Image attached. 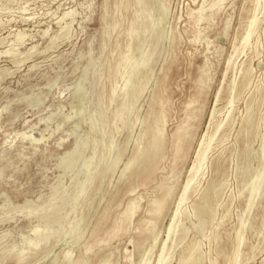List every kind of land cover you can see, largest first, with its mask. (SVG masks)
Instances as JSON below:
<instances>
[{
	"label": "rangeland",
	"instance_id": "rangeland-1",
	"mask_svg": "<svg viewBox=\"0 0 264 264\" xmlns=\"http://www.w3.org/2000/svg\"><path fill=\"white\" fill-rule=\"evenodd\" d=\"M133 1L0 0V264H139L142 259L156 264L203 137L229 115V123L205 155L204 176L181 207L190 215L183 221L190 231L175 241L169 264H179L183 254L189 255L186 248L195 246L202 256L199 264H233L241 218L246 223L238 263L264 264V192L250 216L245 213L247 185L262 171L264 160V1L256 13L258 28L249 47L235 56L256 0H226L215 17L198 27L190 24L189 15L203 0H156V11L161 5L167 8L161 27L153 19L161 45L150 57V69H139V62L152 49V38L138 46L128 63L129 70L133 68L129 94L141 87L144 91L125 127L113 120L121 100L109 103L106 125L99 133L97 106L101 100L109 102V96L117 99L127 80L111 77L109 67L128 51L126 37L136 16ZM110 23L117 24L115 33L107 30ZM115 45L119 51L112 55ZM246 68L249 77H243ZM202 75L203 88L189 113L186 154L175 158L170 136L186 119L187 104L196 99ZM158 89L167 115L163 159L144 178L123 177L147 129L145 121ZM249 115L254 130L246 140L249 128L244 121ZM150 141L147 152L154 144V139ZM97 146L106 158L92 193ZM118 153L122 155L117 158ZM115 160V168L104 173ZM248 160L245 169L241 164ZM133 183V191L126 193ZM164 184L172 190L166 211L158 217L152 209L161 205ZM203 193L212 199V214L199 215L206 225L196 232L193 208L202 206ZM132 204L134 217L124 226ZM70 222L73 226L55 240ZM36 228L50 232L36 241ZM20 257L22 263L17 261Z\"/></svg>",
	"mask_w": 264,
	"mask_h": 264
},
{
	"label": "bare ground",
	"instance_id": "bare-ground-1",
	"mask_svg": "<svg viewBox=\"0 0 264 264\" xmlns=\"http://www.w3.org/2000/svg\"><path fill=\"white\" fill-rule=\"evenodd\" d=\"M203 1L204 2L202 4V6L198 7L197 10H195V13H192V14L189 15V22H190V24L193 27H198L201 23L209 22L213 17H215L221 11L222 7L226 3V0H211V2L207 5L206 4L207 0H203ZM263 1L264 0H256L255 12L253 13L254 15L252 16L251 20H249L250 22L248 24L247 29L245 30L243 38L241 39L240 47L235 49V52H234L235 56L243 53L249 47L251 39H252L256 29L258 28L257 26H258L259 22H258V19L256 17V13L258 12V10H260L259 9L260 2H263ZM133 2H134L133 3L134 5L132 6V8L135 7L133 13H135L136 16L130 22L129 34L126 37L127 38L126 47H127L128 51L123 56V59H121V57H120L113 66L109 67L110 68L109 72H110L111 77H113V78L114 77L115 78H118V77H122L123 78V77H125V78H127V80L124 81L123 90L118 94V96H117L118 98L115 96L117 99L113 98L114 95H113V97L109 96V102H103L101 100L100 103H99V107L97 106V109L95 111V116H96V118H98V120H99V122L101 124V125H99V128H100L99 133H100V131H102V128L106 125L107 113H108V110H109V106H111L112 102H114V101L116 102L118 100H121L120 101V104H121L120 106L121 107L117 108L118 111L115 112L113 120L115 121V123L121 124L122 127H125L126 123L128 122L127 119L130 117V115H129L130 112L135 108V105L139 101L140 96L142 95V93L144 91V88L141 87V89H139L138 92H135V94L130 95L129 92H128V89H129L128 85H130V83H131V82L129 83V81H131V79H132V69H133L132 68L131 70H129L128 63H129V59L131 58L132 53H134L135 50L138 51V48H140L138 46L140 44H145L150 38H152V42L154 41L153 42L154 45H153L152 49L147 51V52H144L142 54L140 62H139V67H140L139 69H150V64H148L150 62V57L155 55L156 51L158 50V48L161 45L160 44V39H159V34H158L160 31H157L155 29V27L153 26V19L155 18L156 22H157V25L159 27H161V25L163 24L164 20L167 17V8L164 7L163 5H161V7L159 8V11H156V7H157L156 6V0H134ZM105 12H106V8H105ZM69 16H71V13L70 14H65L63 17L65 19L66 17H69ZM111 23H113V22H111ZM111 23L108 26L107 30L115 33L116 29H117V24L115 23L112 26ZM141 30H145V32L143 34H139L138 32H140ZM107 33H108V31H107ZM118 47H119V45H115L114 46V48L111 51L112 55H114L116 52L119 51ZM107 48L108 47H106V49ZM136 54H137V52H136ZM233 58L235 59V57H233ZM227 66H228V69H226V70L229 71L230 67L232 66L231 62H229V65H227ZM240 75H241V73H240ZM248 75H250V70L248 68H246L243 71V77H246ZM139 76H141V75H139ZM204 77H205V75H202V76L199 77L198 84L196 86V89H197L196 99L190 101L187 104L186 110H187V114L188 115L186 116V119L181 123V125L178 127V129L176 131H174L172 133V135L170 136V144H171L170 146H171V149H172V152H173V155H174L175 158L177 156H180V155L184 154V153L186 154V150H184V144H185V142H188L190 131L187 132V129L191 126L190 125L191 122L189 120V113L192 112V106L195 104V102H196V100H197V98H198V96L200 94V91L203 88ZM234 89H235L234 85H232L230 87L231 94L234 92ZM235 91H237V90H235ZM111 94H114V93L111 92ZM221 94H222V92L219 91L218 94H217V98L218 99H219ZM160 95H161V90L158 89V91H157V93H156V95H155V97H154V99H153V101H152V103L150 105L149 113H148V116H147L146 121H145V123L147 125V129L144 131L143 135L139 139V143L137 145V149H136V151L134 153V156L129 161V163L126 165V167L124 168V170L122 172V176L123 177L130 174V175L135 176L136 180H138V179H140L142 177L144 178V175L152 173L155 170V168H157V166L160 164V162L163 159V152L165 150L166 143H167L166 142V138H165V133L163 132V127H164V123L167 121V115H166V112L164 111L165 102L160 100ZM234 97L236 98V96H234ZM232 100L229 102V105L233 106V101L234 100L233 101ZM108 104H109V106H108ZM214 115H216V114H214ZM245 115H246V112H245ZM131 117H133V116H131ZM211 118H213V117H211ZM230 118H231V116L229 115L227 117V119L225 120V122H220L218 125H216L214 127V130H213L212 133H209V131L207 133L205 132L206 134L203 137V141H202V143L200 145V149H199V151L197 153L196 160H195L192 168L189 170L188 181L185 184V186L183 187L182 194H181V196H180V198L178 200L177 210L173 214V217H172V219L170 221V224H169V227H168V231H167V240H166V242L163 245L162 253L157 258L156 264H169L170 261H171L170 252L174 251L175 241H177V240L181 241L182 238L185 237L189 233L190 229L186 228L183 225V221L184 220H189L190 219V215H188V214H186L184 212L182 213L181 207H182V205H184L185 202H187L189 194L192 191H196L195 182L197 181V179L199 177L204 176L202 171H203V162L206 160L205 159V155H206V153H208L209 149H211V144L214 142L215 137L222 131L223 126L227 125L229 123ZM242 120H244V119H242ZM244 122H245V125L248 126V128H249V131L247 130L248 132L246 133L245 137H246V140H250L252 138V136H253V130H254V121L252 119V116L249 115L248 118L246 119V121H244ZM95 130H96V128H95ZM118 130L119 129L116 128L115 131L117 132ZM110 134L112 135L113 132H111ZM263 135H264V133H263ZM101 138H103V137L101 136ZM151 139H154V144H153L151 150L149 152H147L148 144H149V141ZM93 148H94V146H93ZM111 149L112 148L110 147L109 150H108L109 154L112 151ZM261 150H262L261 152L264 153V137H263ZM93 154H95L94 155L95 156V159H94V165H95L94 169L95 170L93 169L95 171V173L91 172L92 169L89 172L92 175L94 173V175L97 176V180H95V183L93 184V188H91L92 191L90 190V192H92V193H94L96 191L97 182L99 181V178L103 175L102 167L104 165L105 158H106L104 153H102V154L100 153L99 154L98 146L95 148V153H93ZM120 155H122V153H120L117 156V158ZM250 163H251V160H248L244 164H241V165L245 169H248L249 168L248 166H249ZM115 164H116V160L114 161V163L109 168H107V170H105L104 173L108 172L111 169H114L115 168ZM236 168H237V166H236ZM89 179H88L87 182L90 181ZM92 179H93V177H92ZM93 181H94V179H93ZM90 182H92V181H90ZM89 186L92 187V185H89ZM134 186H135V183L130 185V187H128L126 193H130L131 191H133L132 188ZM171 190H172V188L169 187L167 184H164V185H162L160 187V192H161L160 199L162 201L161 205H159L158 207L152 209L153 213L155 212V215L157 213L158 217L162 214V212L166 211V208H167L168 203H169V195H170ZM263 192H264V160H263V163H262V171L260 173H258L251 180L250 184L247 185L248 202H247L246 211H245L247 216H250V213H252L251 211H252V209H253V207L255 205V202L262 196ZM88 194H90V193H88ZM85 195H87V194H85ZM81 196H82V194H81ZM201 197H202V206L201 207L196 206V207L193 208L192 217L194 219H198L200 214H202L206 218L208 216L210 217L211 214H212V207H211V200L212 199H208L206 196H204V193H203V195ZM78 198H80V197H78ZM215 198H216V196H215ZM83 199L85 200V198H82V200ZM261 200H263V198H261ZM261 200H259V201L261 202ZM77 210H78V208H77ZM159 210H160V212H159ZM82 211L83 210H81L79 212L81 213ZM135 211H136V205L132 204L131 208H130V213L128 215H126L124 220H123V225L124 226H126L127 223L130 221V219L132 217H134L133 215L135 214ZM150 212H151V210H150ZM154 217H155L154 219H156V216H154ZM74 221H75V219H74ZM154 221L155 220H153V222ZM81 222H83V220ZM239 222H240V231L241 232H239L237 234V237H236V246H235V251H234V254H233V257H232L233 264H239L238 263V261L240 260L239 251H240V248L242 246L243 239H244L242 231L245 228V223L246 222L243 220V218H241ZM67 224H69V225L66 228V230L65 231H63V230L59 231L57 237L55 238V240L58 239L59 237L64 236L67 233L68 229L73 226V222H70V223H67ZM157 225H158V223H157ZM205 225H206V219L205 218L202 219V220L198 219V223L196 224V226L194 225V230H196V232H202L205 229ZM151 226L153 227V225H151ZM49 232H50L49 230H45V229L40 230L39 228H36V229L33 230V236L37 239L36 241H38V240L40 241L44 236H47L49 234ZM156 242H157V240H156ZM169 242L171 243L170 247L167 246V243H169ZM197 247L198 246H195L192 249L186 248V250L184 252H189V255L188 256H184V254H183L181 256L180 260H179V264H199L198 262L201 261L202 256L198 255L199 250H198ZM189 249H190V251H189ZM153 250H154V248H153ZM166 251H168V252L165 253ZM87 252H89V249H86V253ZM146 256H148V255H146ZM145 259L147 260V257H145L144 260ZM17 261L19 263H22V257L18 258ZM148 261L150 262V259ZM145 262L148 264L147 261H145ZM145 262L142 259V261L139 264H144ZM85 263L87 264V262H85Z\"/></svg>",
	"mask_w": 264,
	"mask_h": 264
}]
</instances>
